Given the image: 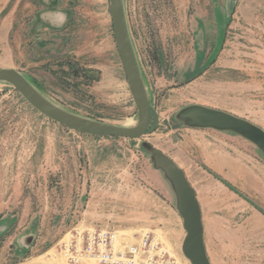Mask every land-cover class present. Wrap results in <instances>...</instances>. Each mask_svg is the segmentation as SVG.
<instances>
[{
	"label": "rangeland",
	"instance_id": "1",
	"mask_svg": "<svg viewBox=\"0 0 264 264\" xmlns=\"http://www.w3.org/2000/svg\"><path fill=\"white\" fill-rule=\"evenodd\" d=\"M74 1L70 52L36 57L25 27L37 0H0V68L68 114L133 127L109 0ZM121 3L157 128L136 140L81 135L0 82V218L46 216L32 254L6 264H66L59 245L75 226L109 227L130 244L150 233L166 258L190 264L165 159L195 191L209 263L264 264L263 154L241 135L182 117L204 107L264 132V0ZM8 224L0 222V264L10 253Z\"/></svg>",
	"mask_w": 264,
	"mask_h": 264
},
{
	"label": "water",
	"instance_id": "2",
	"mask_svg": "<svg viewBox=\"0 0 264 264\" xmlns=\"http://www.w3.org/2000/svg\"><path fill=\"white\" fill-rule=\"evenodd\" d=\"M109 7L116 46L137 110L135 126H116L68 114L46 101L23 75L12 69L0 68V82L11 85L33 109L69 131L96 138L136 140L156 130L158 114L147 96L138 69L121 0H109ZM182 117L196 126L210 127L241 135L254 143L264 156V132L244 120L204 107L187 108L182 112ZM160 167L170 179L176 194L179 215L186 233L181 246L183 256L190 264H210L205 255L201 211L194 189L187 182L183 172L171 161L162 160Z\"/></svg>",
	"mask_w": 264,
	"mask_h": 264
},
{
	"label": "crops",
	"instance_id": "3",
	"mask_svg": "<svg viewBox=\"0 0 264 264\" xmlns=\"http://www.w3.org/2000/svg\"><path fill=\"white\" fill-rule=\"evenodd\" d=\"M77 11L74 0H37V6L26 28L27 40L30 50L36 57H45L48 54L69 53L71 48V25ZM9 50L11 48L9 47ZM202 216V215H201ZM202 218V217H201ZM8 228L7 244L9 252L6 253L5 264L12 259H26L37 243L38 227L45 224L46 216L38 219L27 213L17 217H1V224ZM12 246V247H10Z\"/></svg>",
	"mask_w": 264,
	"mask_h": 264
},
{
	"label": "built area",
	"instance_id": "4",
	"mask_svg": "<svg viewBox=\"0 0 264 264\" xmlns=\"http://www.w3.org/2000/svg\"><path fill=\"white\" fill-rule=\"evenodd\" d=\"M59 254L66 264H175L153 234L144 233L130 244L109 227H73L61 240Z\"/></svg>",
	"mask_w": 264,
	"mask_h": 264
},
{
	"label": "bare ground",
	"instance_id": "5",
	"mask_svg": "<svg viewBox=\"0 0 264 264\" xmlns=\"http://www.w3.org/2000/svg\"><path fill=\"white\" fill-rule=\"evenodd\" d=\"M129 123H130V122H129ZM129 123H128V124H129ZM126 124H127V123H126Z\"/></svg>",
	"mask_w": 264,
	"mask_h": 264
}]
</instances>
